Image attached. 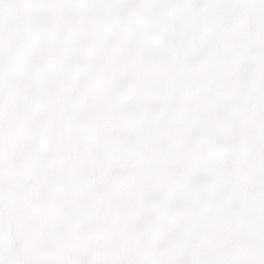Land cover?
I'll use <instances>...</instances> for the list:
<instances>
[{
	"label": "snow or ice",
	"instance_id": "6c2138e0",
	"mask_svg": "<svg viewBox=\"0 0 264 264\" xmlns=\"http://www.w3.org/2000/svg\"><path fill=\"white\" fill-rule=\"evenodd\" d=\"M0 264H264V0H0Z\"/></svg>",
	"mask_w": 264,
	"mask_h": 264
}]
</instances>
